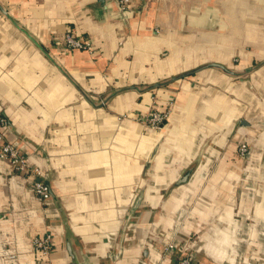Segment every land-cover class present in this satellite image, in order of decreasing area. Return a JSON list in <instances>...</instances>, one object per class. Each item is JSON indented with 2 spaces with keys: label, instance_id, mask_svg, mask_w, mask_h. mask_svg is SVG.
<instances>
[{
  "label": "crops",
  "instance_id": "0c3cea01",
  "mask_svg": "<svg viewBox=\"0 0 264 264\" xmlns=\"http://www.w3.org/2000/svg\"><path fill=\"white\" fill-rule=\"evenodd\" d=\"M244 2L134 1L123 19L115 0H0V130L44 173L50 158L58 200L0 158V264H71L68 239L78 264H264V0ZM171 101L161 131L119 119Z\"/></svg>",
  "mask_w": 264,
  "mask_h": 264
},
{
  "label": "built area",
  "instance_id": "2783aa9c",
  "mask_svg": "<svg viewBox=\"0 0 264 264\" xmlns=\"http://www.w3.org/2000/svg\"><path fill=\"white\" fill-rule=\"evenodd\" d=\"M121 8L124 10L131 9L129 6L134 1L143 3L145 0H115ZM64 46L69 50H85L88 52L94 51L93 42L89 39L77 37L73 34L72 30H68L63 37ZM170 110L159 109L157 107L149 110L146 115L140 114L138 117L124 114L119 116V119L132 118L139 120L143 124V127L148 130H161L167 123ZM1 123L7 125V120L2 118ZM248 144L243 143L240 147V153L245 155L248 152ZM0 158L9 162L13 167L14 171L21 176L29 177L32 179V191L42 205L46 206L51 200V188L45 182L43 170L30 163L29 156L23 153L18 145L14 142L8 141L4 133L0 130ZM34 249L42 255H50L55 248L54 236L48 232L43 235H37L33 240ZM176 245L174 242L163 247V254L166 256L171 251H174ZM174 264H194V260L191 254L179 256Z\"/></svg>",
  "mask_w": 264,
  "mask_h": 264
},
{
  "label": "water",
  "instance_id": "95a60500",
  "mask_svg": "<svg viewBox=\"0 0 264 264\" xmlns=\"http://www.w3.org/2000/svg\"><path fill=\"white\" fill-rule=\"evenodd\" d=\"M119 10H120V13H121V18L123 19H129L133 16V13H134V10H123L120 6V4L115 1ZM208 67L209 66H214V67H219L221 69H223L224 71L228 72V73H231V74H234L235 72L232 71V70H229L226 66H224L223 64H219V63H211V64H208L207 65ZM157 86H161V84H158ZM249 122L247 120H240L238 124H241V125H247ZM253 149H254V146L251 145L250 146V151L249 153L247 154V157H246V161L250 160L251 158V155H252V152H253ZM40 150V149H38ZM154 156H155V153H154ZM45 159H46V164H47V171L44 173V179H45V182L50 186L51 188V199L54 198L56 200V202L58 201L53 190H52V187H51V176L53 174V167H52V164H51V161H50V158H48V156H45ZM193 169H194V165L193 166H190L180 177L179 179L173 183L172 187H177L179 185H182L184 184L190 177V175L192 174L193 172ZM143 189H141L140 193H139V196L138 198L136 199L135 203H134V206H133V209L130 211L129 215L127 216L126 218V221H125V225H124V228H123V232L127 230V227L133 222L134 220V217H135V210L141 205L142 203V200H143ZM58 203V202H57ZM59 205V204H58ZM60 207V206H59ZM63 210H61V213ZM68 229V228H67ZM67 251H68V254L71 258V264H78L77 260H76V250L71 242L70 239L67 240Z\"/></svg>",
  "mask_w": 264,
  "mask_h": 264
},
{
  "label": "rangeland",
  "instance_id": "374dc122",
  "mask_svg": "<svg viewBox=\"0 0 264 264\" xmlns=\"http://www.w3.org/2000/svg\"><path fill=\"white\" fill-rule=\"evenodd\" d=\"M243 2L244 1H246V0H242ZM248 1V5H251V3H249V1L250 0H247ZM254 3H252L254 6H256V5H262L263 4V0H252ZM245 3V2H244ZM249 8H252V7H249ZM255 9H260V10H263L264 8H262V7H254ZM222 10V9H221ZM223 11V10H222ZM256 14V13H255ZM255 18H257V17H255ZM262 18H260V20H261ZM260 24V27L257 29L258 30V33L257 34H259V36H260V40L262 41V40H264V23H262V22H260L259 23ZM263 42V41H262ZM264 46V43L262 44V47ZM264 48V47H263ZM258 63V65H260V64H262V63H264V60H262V61H258L257 60V62H255V64H257ZM174 105V102L173 101H171V102H169L168 103V105L167 106H165V110L166 111H169L170 110V112L172 113V106ZM147 113V112H146ZM146 113H144L145 115H146ZM171 113H170V115H171ZM139 115H137L136 117H138ZM170 117V116H169ZM124 119V118H123ZM133 120H135V119H133ZM136 122H139L140 123V121L137 119V120H135ZM142 126H143V124L142 123H140ZM146 130V128H144V131ZM162 130V129H161ZM161 130H154V131H156V132H158V131H161ZM243 143H246V144H248L247 146H248V152L245 154V155H242L240 152V147H241V145L243 144ZM250 146H251V144H250V142H240L239 143V145H238V148H237V154H238V156H239V158L241 159V160H243V161H246V157H247V154L249 153V151H250Z\"/></svg>",
  "mask_w": 264,
  "mask_h": 264
},
{
  "label": "bare ground",
  "instance_id": "6f19581e",
  "mask_svg": "<svg viewBox=\"0 0 264 264\" xmlns=\"http://www.w3.org/2000/svg\"><path fill=\"white\" fill-rule=\"evenodd\" d=\"M165 128V126L162 128V130ZM153 131V130H152Z\"/></svg>",
  "mask_w": 264,
  "mask_h": 264
}]
</instances>
